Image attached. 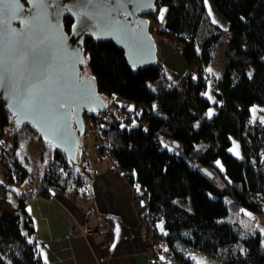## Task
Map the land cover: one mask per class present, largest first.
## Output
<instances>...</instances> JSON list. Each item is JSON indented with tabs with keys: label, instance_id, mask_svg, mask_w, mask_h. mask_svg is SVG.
Listing matches in <instances>:
<instances>
[{
	"label": "trees",
	"instance_id": "trees-1",
	"mask_svg": "<svg viewBox=\"0 0 264 264\" xmlns=\"http://www.w3.org/2000/svg\"><path fill=\"white\" fill-rule=\"evenodd\" d=\"M206 1L158 0L155 11L146 15L154 37L184 47L188 74L179 84H171L161 62L133 67L113 41L91 36L82 45L87 63L81 69L91 73L99 94L122 98L125 103L116 105L123 109L133 106L128 121L98 123L106 134L103 152L134 187L146 230L164 240L182 264H196L191 255L202 252L221 264H264V235L246 232L239 219L244 210L264 214V122H252L256 104L264 113V69L254 68L264 57V0H212L230 34L227 68L215 90L219 110L212 118L206 116L214 104L207 69L225 31L213 22ZM164 6L165 21L155 28ZM73 24L67 15L68 33ZM150 84H158V90ZM90 116L86 112L85 118ZM10 127L16 144L8 147L10 152L0 146V202L14 195L17 210L0 208V264H43L27 207L39 196L63 193L76 199L87 194L93 178L90 161L79 149L74 163L36 128L18 125L11 112L0 108V144H6ZM87 127L79 133L82 138ZM36 140L42 146L37 170L43 184L20 193L32 174L20 152ZM236 142L240 157L233 152ZM230 214L234 221L222 220Z\"/></svg>",
	"mask_w": 264,
	"mask_h": 264
},
{
	"label": "water",
	"instance_id": "water-1",
	"mask_svg": "<svg viewBox=\"0 0 264 264\" xmlns=\"http://www.w3.org/2000/svg\"><path fill=\"white\" fill-rule=\"evenodd\" d=\"M35 2L49 7H38L29 16L33 0H19L25 10L21 18L0 26V108L11 112L18 125L36 128L77 163L86 112L109 108L94 78L82 72L87 63L82 45L87 36L113 41L131 66L153 65L158 61L157 43L146 15L155 11L158 0ZM85 12L87 27L81 23ZM67 15L74 18L70 33L64 26ZM25 21L31 22L26 26ZM57 102L64 107L56 109ZM203 172L213 176L207 169Z\"/></svg>",
	"mask_w": 264,
	"mask_h": 264
},
{
	"label": "crops",
	"instance_id": "crops-1",
	"mask_svg": "<svg viewBox=\"0 0 264 264\" xmlns=\"http://www.w3.org/2000/svg\"><path fill=\"white\" fill-rule=\"evenodd\" d=\"M206 2L208 5V0ZM216 13L221 20L222 16L220 18ZM225 25L228 31L229 25ZM155 40L158 61L167 78L171 84L180 82L188 71L182 55L168 39L155 36ZM208 97L214 103L218 101L215 90H209ZM113 99L125 103L118 96ZM108 103L110 105V101ZM82 139L84 144L85 138ZM93 143L94 136L86 148L92 147ZM233 152L241 156L239 143ZM106 158L98 159L93 154L88 159L93 178L87 194L74 199L67 194L55 193L51 197L39 196L28 205L27 212L34 223V238L43 264H148L146 226L135 204V189L120 169L114 168L112 159L108 158L107 165L100 163ZM15 210L16 202L12 211ZM107 221L111 222L112 228L108 227ZM203 254L207 257L202 259L203 264H207V259H211L208 253L191 255V258Z\"/></svg>",
	"mask_w": 264,
	"mask_h": 264
},
{
	"label": "rangeland",
	"instance_id": "rangeland-1",
	"mask_svg": "<svg viewBox=\"0 0 264 264\" xmlns=\"http://www.w3.org/2000/svg\"><path fill=\"white\" fill-rule=\"evenodd\" d=\"M214 6L213 2L211 3L210 0H208V10H209V13L212 17V20L214 23L218 24L220 27H222V29H224L225 33H224V36L222 38V41L220 42V44L218 45V47L216 48L215 52H214V60H213V64H210L212 65L210 68L207 69V73H208V80L210 82V90H216V87H217V80L220 79L219 76L221 75V73L223 72V70H225V67L227 66L228 64V61L225 57V49H226V46H227V43L229 41V37H230V34L229 32L226 30L227 28V24L225 21V23L223 22V19L221 18V15L219 13H216V9H215V6ZM162 9H166V7H162ZM166 11H164L163 13V19H160V16H161V11L159 13V22L156 23L154 26L155 28H158L159 26H162L164 21H165V15H166ZM215 13L218 14V16H220L221 20L218 19L216 16H215ZM159 37V36H158ZM166 39V38H165ZM169 40V39H168ZM170 41V40H169ZM175 47V45H173ZM183 45H181L179 48L175 47L176 51L179 52L181 54V52L183 51ZM160 55H161V52H160ZM182 55V54H181ZM263 68L264 69V57L263 58H260L258 59L255 64H254V68ZM196 68V67H195ZM83 73H86L85 70L82 71ZM89 74V76L91 77V73L87 72ZM188 74V71L187 73ZM185 74V75H186ZM185 75L182 77V79L185 77ZM181 79V80H182ZM171 82V81H170ZM180 82H177V83H173L172 85H175V84H179ZM155 90H158L159 88V85L158 84H150ZM106 98L107 101H110V105H109V109L110 111H113V112H116V111H123L124 114H126V120L124 121H128L129 119H131V115L128 113V111H132L133 110V106L132 105H127L125 109L121 108V106H118L116 105V101L115 99H113V97H108V96H104ZM261 109L262 107L259 105V104H256L253 108H252V122H258V121H261V122H264V113L261 112ZM209 110H211V116L208 115L209 113ZM208 110L206 116L207 118H212L214 117L217 113H218V110H219V106L216 105L215 103L210 107V109ZM129 111V112H130ZM134 114V113H133ZM134 116V115H133ZM89 119V118H88ZM88 119L85 118V127L86 125L88 126ZM137 121H134L133 123L131 124H136ZM128 124V123H127ZM11 126H14V125H11ZM90 126V125H89ZM91 127V126H90ZM90 127H87L86 130L88 131L86 134V137H85V141H84V147H82V154H83V157L85 158L84 154H85V151H86V147H87V144L89 145L92 141H93V136H92V131L90 129ZM7 130H12V133L9 134L8 136L5 135V141H6V145L8 144L10 147H14L16 142H15V139H14V129L12 127L8 128ZM6 130V132H7ZM79 142L81 143V141L83 142L84 139H82L81 135H79ZM12 138V139H11ZM82 144V143H81ZM236 144L237 142L235 143L234 145V150L236 149ZM83 145V144H82ZM41 150H42V146H41V142L39 143L38 140H36L35 142H33V144H29L27 146V148L20 152V159L22 160V162L28 166L31 171H32V174L36 175L37 177L39 176V172L38 170L36 169V166L38 165V161H39V156L41 154ZM233 150V151H234ZM13 151V150H12ZM78 159H79V156H78ZM86 159V158H85ZM88 160V159H87ZM96 162V161H93V163ZM109 159L106 158L104 161H101L100 163H102L103 165H107L108 164ZM220 166H221V161H219L218 163ZM0 172H1V168H0ZM215 177L214 178H218L216 175H214ZM19 190V189H18ZM21 193V192H20ZM226 202H230V197L227 196L225 198ZM14 202H17L16 201V197L13 195L11 196L8 201H1L0 202V207H2L3 210H9V211H12L13 207H14ZM244 214L240 216V221L241 223H243L244 225V229L246 230V232H249V233H253V232H260L261 234L264 235V214H261V213H254L252 211H249V210H244ZM223 221H234V217L232 214L228 215L227 217H224L222 219ZM162 233V229L160 227V234ZM202 253H205V252H202ZM201 254V253H199ZM198 255V254H196ZM206 255L203 254V255H199L197 256L195 259H193V261L196 263V264H203L204 262L202 261L203 258H207L205 257ZM176 261V260H175ZM205 261V260H204ZM208 262H206L207 264H219V262L221 261V259L219 258H212L209 260L207 259ZM177 264H182L181 262L179 261H176Z\"/></svg>",
	"mask_w": 264,
	"mask_h": 264
},
{
	"label": "built area",
	"instance_id": "built-area-1",
	"mask_svg": "<svg viewBox=\"0 0 264 264\" xmlns=\"http://www.w3.org/2000/svg\"><path fill=\"white\" fill-rule=\"evenodd\" d=\"M198 73L197 68H193L191 71V75H196ZM187 75V74H186ZM185 75V76H186ZM174 86V85H173ZM130 111V110H129ZM128 113L133 117V112L130 111ZM91 116L88 119V123L91 126V131L93 132L94 136V143L92 147L86 148L85 151V158L89 159L92 157L93 154L98 159H103L106 157V154L103 152V140L106 137V134L103 130V127L100 123H98L100 120H117V121H124L126 120L127 116L124 114L123 111H110L108 108L107 110L103 111H97L94 110L92 112H89ZM12 133V130H7L5 135H9ZM12 139V138H11ZM1 149L4 151H9L8 147H10L8 144H0ZM43 180L38 176L34 174H30L27 180L25 181L24 185L19 188V192L25 193L28 190H34L39 186H42ZM107 225L109 228H112V224L110 221H107ZM146 225V224H145ZM85 233V232H84ZM146 247H147V255H148V264H172L175 261L173 252L169 251L167 249V245L164 240H158L154 238V236L149 232V230H146Z\"/></svg>",
	"mask_w": 264,
	"mask_h": 264
},
{
	"label": "snow or ice",
	"instance_id": "snow-or-ice-1",
	"mask_svg": "<svg viewBox=\"0 0 264 264\" xmlns=\"http://www.w3.org/2000/svg\"><path fill=\"white\" fill-rule=\"evenodd\" d=\"M130 2V0H129ZM38 7H43L45 10L47 9V7H49V4L47 2H44L42 4H37L35 2V0H33V7L28 11L29 16H31L32 12H35L37 10ZM25 10L23 9V6L19 4V0H0V26H10L11 21L12 20H16V19H20L22 13ZM69 11H71V9H69ZM161 11V16L160 19H163V13L164 11H166L165 9L160 10ZM88 13L85 12L83 13V16L85 19L81 20V23L87 27V17H88ZM34 19V17L32 18ZM31 21H25V24L27 26L28 23H30ZM215 22V21H214ZM64 107V104L62 102H57L56 104V109H61ZM211 110H209L208 115L211 116ZM238 155V153H237ZM219 163V162H217ZM118 231V229H117ZM112 247H115V243L112 245Z\"/></svg>",
	"mask_w": 264,
	"mask_h": 264
}]
</instances>
